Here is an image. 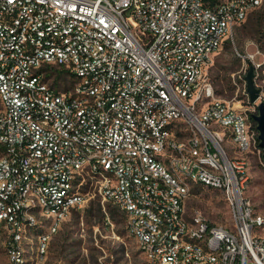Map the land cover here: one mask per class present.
Returning <instances> with one entry per match:
<instances>
[{
	"label": "built area",
	"instance_id": "2783aa9c",
	"mask_svg": "<svg viewBox=\"0 0 264 264\" xmlns=\"http://www.w3.org/2000/svg\"><path fill=\"white\" fill-rule=\"evenodd\" d=\"M262 2L0 0L9 264H25L28 248L45 256L93 197L123 213L146 264H264V220L246 195L250 157L264 153L254 113L217 98L208 75ZM53 70L73 80L70 90L50 81ZM192 183L222 192L230 225L188 216Z\"/></svg>",
	"mask_w": 264,
	"mask_h": 264
},
{
	"label": "rangeland",
	"instance_id": "374dc122",
	"mask_svg": "<svg viewBox=\"0 0 264 264\" xmlns=\"http://www.w3.org/2000/svg\"><path fill=\"white\" fill-rule=\"evenodd\" d=\"M247 54H257L253 63L241 57ZM250 66H254L255 84L264 98V0L243 24L235 28L223 47L213 54L208 66L216 97L239 102L244 110L255 114L257 107L250 104L246 91L245 78ZM52 73L50 81L61 90L72 88L71 78L54 70ZM250 161L246 195L252 202L255 216L264 220V161L257 156L250 157ZM87 183L85 190L93 193L95 184L90 180ZM98 202L101 203L99 197H93L84 210L72 212L52 236L45 256L36 258L33 249L28 248L25 264H146L137 242L126 230L123 213L112 203L105 204L102 219L86 213L87 208L95 207ZM110 209L116 214L114 219ZM186 209L189 217L198 210L214 224L230 225L228 204L222 192L211 187L192 183ZM4 239L5 235L1 236L0 264H9L2 243Z\"/></svg>",
	"mask_w": 264,
	"mask_h": 264
},
{
	"label": "water",
	"instance_id": "95a60500",
	"mask_svg": "<svg viewBox=\"0 0 264 264\" xmlns=\"http://www.w3.org/2000/svg\"><path fill=\"white\" fill-rule=\"evenodd\" d=\"M245 79H246V91L250 99V104L256 105L257 107V112L252 115V119L257 124V129L259 131L260 147L264 152V102H260L258 104V102L260 101L261 93L255 84L254 66H250ZM263 161H264V153H263Z\"/></svg>",
	"mask_w": 264,
	"mask_h": 264
},
{
	"label": "trees",
	"instance_id": "16d2710c",
	"mask_svg": "<svg viewBox=\"0 0 264 264\" xmlns=\"http://www.w3.org/2000/svg\"><path fill=\"white\" fill-rule=\"evenodd\" d=\"M207 4H209L211 7L215 6L218 3V0H204ZM111 217L114 219L115 218V212L114 210H109ZM86 213L90 214L91 217H97L99 219H102L105 217V212L103 210V207L100 202L97 203V205L91 206L86 209Z\"/></svg>",
	"mask_w": 264,
	"mask_h": 264
}]
</instances>
